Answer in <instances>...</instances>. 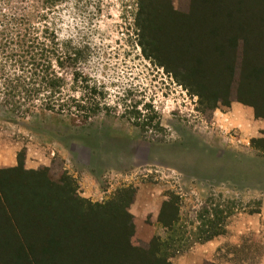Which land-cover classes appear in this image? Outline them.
Wrapping results in <instances>:
<instances>
[{
    "label": "rangeland",
    "instance_id": "rangeland-1",
    "mask_svg": "<svg viewBox=\"0 0 264 264\" xmlns=\"http://www.w3.org/2000/svg\"><path fill=\"white\" fill-rule=\"evenodd\" d=\"M140 1L146 0H65L58 6V36L88 45L83 68L102 85L103 108L88 122L71 124L63 115L35 112L21 119L0 107V169L15 166L23 150L25 169L48 167L55 176L64 170L78 195L91 202L110 201L118 190L133 187L128 211L134 246L170 236L153 226L150 213L157 201L175 195L179 241L169 244L176 240L172 233L170 262L209 241L198 238L204 233L216 234L210 240L220 243L207 258L215 263L202 264H264V227H243L246 215L264 211V152L251 144L264 138L253 121L264 119L255 117L247 100L262 99L239 98L243 44L238 40L230 52L232 83L206 106L185 77V57L193 52L169 58V52L146 45L149 57L143 55L134 26ZM193 4L145 3L171 16L190 14ZM155 17L152 24L160 25Z\"/></svg>",
    "mask_w": 264,
    "mask_h": 264
},
{
    "label": "trees",
    "instance_id": "trees-1",
    "mask_svg": "<svg viewBox=\"0 0 264 264\" xmlns=\"http://www.w3.org/2000/svg\"><path fill=\"white\" fill-rule=\"evenodd\" d=\"M63 1L0 0V107L17 118L48 112L84 124L103 108L102 85L83 68L88 45L58 36L56 9ZM152 1H140L134 15L143 55L149 57L146 45L169 52V58L193 52L185 57V77L201 102L212 106L232 83L230 52L240 40L239 98L260 97V104L253 96L247 100L255 117L264 119V0H193L190 14L173 16L145 5ZM154 16L161 17L160 25L152 24ZM251 144L264 152V138ZM23 161L22 150L15 166L0 169V264H173L168 249L179 241L180 220L175 195L162 201L157 216L170 236L134 246L128 211L133 187L118 190L110 201L91 202L78 195L64 170L55 176L48 167L25 169Z\"/></svg>",
    "mask_w": 264,
    "mask_h": 264
},
{
    "label": "crops",
    "instance_id": "crops-1",
    "mask_svg": "<svg viewBox=\"0 0 264 264\" xmlns=\"http://www.w3.org/2000/svg\"><path fill=\"white\" fill-rule=\"evenodd\" d=\"M233 109H235V111H241L242 108L240 107H234ZM232 109V111H234ZM255 122V131L258 133L259 131H262L264 133V122L260 121V123L258 121H253ZM87 194H84V196H86ZM137 198V197H136ZM162 201H157V204L151 209V217L154 219L153 221V226L155 227L156 225L159 226L158 221H157V216L159 213V209H160V205H161ZM132 205V204H131ZM159 205V207H158ZM145 212H148L145 211ZM256 215H258V217L255 215H246L243 220H244V228H250V229H254V230H261L264 227V211L262 209V211L260 213H257ZM157 227V226H156ZM220 241L218 239H213V240H209L207 241L205 244H202L201 247L199 248H195V250L193 249L192 252H189L184 255H180V257L176 258V263L177 264H202L203 261H210L211 263H215L212 260H209L207 258L211 257V255L216 251L217 246L219 245ZM192 253H197V255L194 257ZM222 264H236L233 262H225Z\"/></svg>",
    "mask_w": 264,
    "mask_h": 264
}]
</instances>
